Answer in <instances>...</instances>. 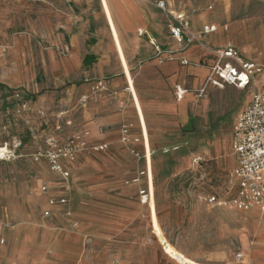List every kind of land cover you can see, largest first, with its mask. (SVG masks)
Segmentation results:
<instances>
[{"label": "crops", "instance_id": "crops-1", "mask_svg": "<svg viewBox=\"0 0 264 264\" xmlns=\"http://www.w3.org/2000/svg\"><path fill=\"white\" fill-rule=\"evenodd\" d=\"M150 1L107 0L116 29L115 37L107 21L102 0H95L98 13L92 17L93 24L96 25L100 22L98 14L101 15V28L96 27L90 31V24L84 20L86 14L83 13L76 17L81 22L74 26L75 31L66 29L67 64L70 67L66 76L71 80L67 81L65 99L62 101L65 110L56 113L54 127L50 132L61 138L75 132H85L91 144H106L108 148L103 152H84L69 163L70 175L66 183L49 172L44 162H35L39 171L33 178L32 187H22L26 212L13 216L12 219L18 222L6 231L0 228L1 235L7 239V244L0 245V264H123V259L126 261L124 264H154L152 254L147 255V249L151 246L147 245L146 237L141 236L140 245L118 239L131 238V230L135 227L141 226L146 230L144 211L149 226L153 209L157 216L153 173V201L150 206L138 203L137 192L145 186V180L142 179L135 185L131 183V178L144 163L131 154V151L140 155L146 152L150 154L152 172L155 151L151 143L153 138L157 136L163 143L182 138L179 132H160L163 121L173 126L189 122L187 106L193 101L191 93L197 94L205 82L208 74L206 66L210 64L209 53L212 50L236 40H245L242 53L248 56L241 54L242 57L263 67L264 47L255 59L249 58L247 53L252 51L250 43H255L254 40L264 45V11L257 18L240 17L238 8L226 6L230 0H214L213 6L223 3V7L220 6L224 9L223 15L217 23L203 26L217 25L219 29L201 36V43H194L175 53L177 58H187L190 64L182 66L177 60L159 64L148 36L162 49L176 51L178 44L169 34L167 15L156 6L154 8ZM200 19L203 17L197 18V22ZM195 22L196 20L194 24ZM224 25L227 26L225 31L222 29ZM194 26L191 22L192 30L197 32ZM139 30L146 35H140ZM216 35L224 36L225 40L212 43ZM209 42L212 43L210 47ZM85 58L90 62L88 65L83 63ZM197 62L202 64L197 65ZM257 77L254 87L260 89L264 84L257 86ZM101 79L106 81V91L96 94L93 85ZM176 86L185 90L181 99L176 97ZM248 88L250 87L237 89L227 85L218 89L208 86L206 91H210L211 95L217 93L218 97L228 98L237 105L239 100L234 95H240L241 91ZM250 98L251 94L242 98L241 102L248 104ZM237 115L238 110L232 115V120L236 121ZM42 121L45 125L48 123L47 114ZM58 122L62 127L60 132L55 130ZM65 122H70V125H65ZM122 126H128L130 137L139 138V142L131 140L123 143L120 133ZM105 161L110 162L111 166ZM126 172L131 175L126 176ZM123 182L126 183L124 195L113 197L117 201L111 202L114 199L110 196L100 197L102 192L109 194V190ZM42 186L47 187L46 192L41 191ZM80 186L88 188L89 196L83 198L86 202L93 204L100 201L101 205L111 202L116 205L115 209L110 211L104 207H96L95 204L77 207ZM130 192L133 193L134 200L127 195ZM61 196L69 198L66 205H48L49 198ZM37 210H43L42 215L48 211L49 215L38 218L34 213ZM150 232L152 234L151 228ZM11 238H18L19 241L11 244ZM123 243H129L126 246V256L121 255ZM248 254L249 258L255 255L252 251Z\"/></svg>", "mask_w": 264, "mask_h": 264}, {"label": "rangeland", "instance_id": "rangeland-1", "mask_svg": "<svg viewBox=\"0 0 264 264\" xmlns=\"http://www.w3.org/2000/svg\"><path fill=\"white\" fill-rule=\"evenodd\" d=\"M157 1H150L154 8ZM164 1L186 10L197 32L204 24L217 23L224 12L222 2L208 10L214 0ZM102 3L114 34L107 0ZM231 5L238 8L240 17L257 18L264 11V0L227 1L226 6ZM83 13L90 31L103 26L100 14V22L94 25L92 21L98 13L95 0H0V84L8 89L0 91V228L5 231L18 222L12 219L13 216L26 212L22 187H32L33 178L39 171L32 155L42 147L44 136L51 133L56 113L65 110L62 101L67 81L71 80L66 76L70 68L66 29L75 31L74 26L81 22L76 17ZM199 17L203 19L197 22ZM224 40V36L216 35L212 43ZM254 41L250 43L252 51L247 53L252 59L264 47ZM232 44L243 54L245 40H236ZM256 81L257 86L264 84V74ZM253 89L250 87L240 95H234L239 100L237 105L228 98L218 97L217 93L211 95L208 90L202 95L192 92L193 101L187 106L189 122L173 126L163 121L160 132H179L182 138L163 143L155 136L151 142L155 147L152 173L159 220L153 209L149 226L144 211L146 230L141 226L132 228L131 238L119 237V240L140 245L141 236L146 237L147 245L151 246L147 255L152 254L154 264H264V211H238L207 203L210 196L223 199L232 193L235 166L230 141L235 121L232 115L236 110L238 114L244 110L247 103L241 99L250 95ZM21 101L27 102L29 110L17 114L15 111ZM38 110L47 114L46 125L38 117ZM18 141L20 147H17ZM173 145L179 146V150L163 153V148ZM7 151L13 156L7 158ZM195 158L199 160L197 165ZM105 163L111 166L110 162ZM129 173L126 172V176L129 177ZM123 183L109 190V194L102 192L100 197L110 196L114 199L111 202L117 201L113 197L124 195L126 183ZM87 189L80 186L77 207L95 204L110 211L115 209L116 205L111 202L101 205L100 201L92 204L83 200L89 196ZM127 195L135 199L132 192ZM42 211L34 213L42 218ZM17 241L18 238H11V244ZM2 244H7V239L0 232ZM128 244L123 243L122 256L127 255ZM249 251L255 253L251 258ZM122 262L126 263L125 259Z\"/></svg>", "mask_w": 264, "mask_h": 264}, {"label": "built area", "instance_id": "built-area-1", "mask_svg": "<svg viewBox=\"0 0 264 264\" xmlns=\"http://www.w3.org/2000/svg\"><path fill=\"white\" fill-rule=\"evenodd\" d=\"M155 6L165 13L168 17V30L172 39L178 44V50L162 49L155 40L148 36V41L152 45L155 58L159 64L166 61L177 60L180 65L187 66L190 64L187 58H177L176 52L188 48L194 43H201L200 37L216 32L217 25L203 26L200 32H195L191 28V19L186 10L179 7L171 6L164 0H158ZM213 5H209L208 10H212ZM227 30V26H222ZM140 35L145 32L139 30ZM146 35V34H145ZM210 64L207 65L208 74L203 86L197 91L200 95L206 92L208 86L223 89L229 85L237 89L254 87L257 76L264 74V68L258 63L246 60L242 57L239 50L232 44L216 48L209 53ZM197 62V65H201ZM177 99H181L185 90L176 86ZM94 93L106 91V81L97 80L93 85ZM26 101H21L16 108V113L28 111ZM38 117L46 118L43 110L37 111ZM62 115V113H61ZM70 125V122H65ZM57 132L62 130L61 123L55 127ZM121 141L129 143L131 140L139 142V138L130 137V128L122 126L120 128ZM85 132H75L65 138L59 137L58 134L48 133L44 136L42 147L32 155L34 162H44L48 171L57 175L64 183L69 178L68 164L74 162L83 152H103L107 150L106 144H91ZM143 140L145 136L143 134ZM231 148L235 157V167L232 172L233 185L232 193L228 198L220 199L217 196H210L207 203L211 205L227 207L238 211H249L258 209L264 211V87L251 92V98L244 110L238 114L231 130ZM21 143L18 141L17 147ZM179 150V146L173 145L163 148L164 154H171ZM6 157L10 158V153L5 152ZM137 159L142 160L144 166L137 170L131 178V183L138 185L142 179L145 180V186L137 192L138 203L143 206H150L153 201L152 193V172L151 157L147 152L143 155L131 151ZM4 155V154H3ZM199 160L195 158L194 163L197 165ZM42 192L47 191L46 186H42ZM69 201L67 196L59 198H49L48 205H66ZM48 216V211L44 212Z\"/></svg>", "mask_w": 264, "mask_h": 264}, {"label": "trees", "instance_id": "trees-1", "mask_svg": "<svg viewBox=\"0 0 264 264\" xmlns=\"http://www.w3.org/2000/svg\"><path fill=\"white\" fill-rule=\"evenodd\" d=\"M84 65H88L90 62L87 61V59L85 58L83 61ZM3 90H8L4 85L0 84V91Z\"/></svg>", "mask_w": 264, "mask_h": 264}, {"label": "bare ground", "instance_id": "bare-ground-1", "mask_svg": "<svg viewBox=\"0 0 264 264\" xmlns=\"http://www.w3.org/2000/svg\"><path fill=\"white\" fill-rule=\"evenodd\" d=\"M113 35H114V37L117 36L115 27H114V34H113ZM117 38H118V37H117ZM117 38H115V39L117 40ZM0 150H1V149H0Z\"/></svg>", "mask_w": 264, "mask_h": 264}]
</instances>
